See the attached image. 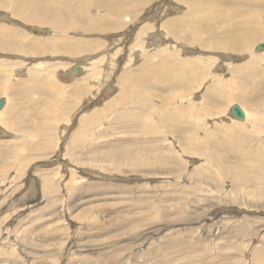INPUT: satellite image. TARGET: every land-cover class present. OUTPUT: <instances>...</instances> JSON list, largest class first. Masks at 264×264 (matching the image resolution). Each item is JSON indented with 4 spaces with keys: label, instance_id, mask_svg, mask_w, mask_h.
Wrapping results in <instances>:
<instances>
[{
    "label": "rangeland",
    "instance_id": "obj_1",
    "mask_svg": "<svg viewBox=\"0 0 264 264\" xmlns=\"http://www.w3.org/2000/svg\"><path fill=\"white\" fill-rule=\"evenodd\" d=\"M19 1L35 0L0 6V24L35 43L0 49V264H264V195L255 192L264 189V163L248 164L253 154L264 159L256 151L264 150V38L246 51H235L234 38L230 49L191 41L185 4L194 0H64L61 17L77 14V24L64 29L23 22L12 14ZM234 2L223 7L232 11ZM195 3L223 9L220 1ZM260 8L255 24L264 30V1ZM93 16L108 23L95 30L86 20ZM179 18L175 34L164 23ZM222 21L205 31L215 36L209 41L223 37ZM37 46L42 50L26 51ZM186 59L202 64L186 75L194 76L191 88L161 77L176 65L189 67ZM239 64L254 81L242 70L231 73ZM154 65L164 97L188 92L183 103L206 102L203 112L196 107L201 126L153 130L162 99L147 90L154 80L137 81L139 68ZM128 75L133 90L150 94L149 106L121 101ZM219 77L229 92L241 86V95L222 101L211 85ZM234 105L249 116L236 118Z\"/></svg>",
    "mask_w": 264,
    "mask_h": 264
},
{
    "label": "bare ground",
    "instance_id": "obj_2",
    "mask_svg": "<svg viewBox=\"0 0 264 264\" xmlns=\"http://www.w3.org/2000/svg\"><path fill=\"white\" fill-rule=\"evenodd\" d=\"M1 1H4V4H2L0 6H3L4 5L3 7H5V5L6 4H9L11 0H1ZM6 1H7V3H6ZM63 1L64 0H43V1L35 0V1H30V2H27V1H19L18 3H19V6L21 7V9L15 10L14 13H12V14H14L15 16H18L25 23H32V24L33 23H38V24H51V25L56 26L58 29L68 28L71 23L72 24H74V23L77 24L75 22V19L77 17V14H76V12L74 13L73 11H71V12H69L67 14V17H68L69 21L67 22V20H65V18L63 19L61 17V16H63V11H65V9H64L65 5H64ZM66 1L67 0H65V2ZM107 1L108 0H106V2ZM109 1H111V0H109ZM180 1L183 2V0H180ZM201 1H207V5H211L212 3H218L220 1L221 4H222L221 6H222L223 9H221L220 7L219 8H216L215 7L216 5H215L212 8L213 11L210 10V9H207V10L203 11V6H200V4H196L195 3V2H201ZM228 1H225V0L224 1H222V0H194V1H191V2H189V1L186 2L185 5H187V7L189 6L190 9H191V11H192L190 13V15L193 14V16H190V15L186 16V18L188 19L187 20L188 28H189V30H191V33L190 34L193 35L192 37H191V35H189V38H191V41L192 40L199 41L200 42L199 44L202 45V46H206L208 44V46H210V47H213V48L222 47V49L227 46L225 49H230V48H232V46L234 44H237L234 39H238L240 41V44L241 45L240 44H237L238 45L237 48L234 47L235 51H237V50L246 51L248 49V46L250 45V43L252 42V40L254 38H260V39L264 38V30L261 27L256 28V24H255V21H256L255 19H256L257 15L260 16V9L262 10V8H260V3L263 2L264 0H234L235 1L234 4L236 5V7L235 8L233 7L231 9L232 11H229V12L227 10H225L226 8L223 7L224 5L225 6L227 5L226 2L228 3ZM244 3L246 5H243ZM107 5H105L106 8L108 7L111 10L112 5L110 3H107ZM255 5H257L258 7H256ZM230 6H232V4ZM124 9H125L124 6H121L118 9L114 8V10H115L114 13L115 14H122L124 12L123 11ZM233 11L237 12V15H238L237 18L239 20L237 22L235 21V20H237V18L235 19L236 16L235 17L233 16L234 17L233 19H235V20H233L230 17V14L233 13ZM9 15H11V13ZM88 19L89 20H92L94 22V25H91V26H93V28L95 30L96 29H102L103 27L100 26V25L101 24H107L108 23V21L106 19H105V21L107 23H104V19L102 20L103 22L100 23V21H101L100 18H95V16H93L92 18L91 17L90 18L89 17L86 18V20H88ZM228 19H231L230 22L228 21ZM181 20H182V18H181ZM179 21H180V18H179V20L178 19L176 20V23H175V21H170V22H174V23H171V25H170V23L168 21H165L164 24H165V26L167 28L170 27V31L173 32V31H176L177 30L178 23H180ZM184 21L182 20V25H183V22ZM220 21H222L223 23L221 25V28L222 29H221V32L219 34L222 35L224 38L223 37H220L221 39H219V40L215 39L213 41L212 40L209 41V39H207V37H209V35L211 37H213V38L215 36L213 34L212 35L211 34L207 35V34H205V31L210 29V32H212L213 29H214V27L216 25H219ZM110 23H113V22L111 21ZM193 24H194V27L192 28L191 25H193ZM3 26H4V24H0V49H4L5 51H10V50H12V51H15V50L16 51H24L25 50V46L27 44H29V43H31V44L32 43H35L33 39H28L27 40L26 38H24V36L22 35V33L18 34L16 31L7 29V28H5L6 26L5 27H3ZM110 26H113V25H110ZM235 28H237V30H240L242 33L241 34L239 33V35H237V34L233 35ZM87 29H89V28H87ZM179 30H182V29H179ZM173 33H175V32H173ZM179 33H181V32H179ZM198 33H200V34L201 33H204V38H201V36H199ZM229 33L230 34L232 33L230 37L227 36V35H229ZM31 38H36V37H31ZM74 44H76V42L70 44L72 48L75 47ZM77 44L79 45L78 47L81 48V43L78 42ZM84 45H87V47H88V43L87 44H84ZM41 47L42 46L30 47L26 51H33L36 48L39 49V50H42ZM47 48H48V46H47ZM172 56H173V60H175L177 58V56L175 58V56L173 54L171 55V57ZM183 60H185V59L183 58ZM248 60H249L248 63H251L252 64V65H248V67H252L253 64H254V62H253L254 60H252L251 57ZM189 61L191 63V65L189 67L188 66L185 67L184 65L181 67L180 65L174 64V66L176 65V67H174L172 70H165L163 73H161L162 74L161 77L163 78V76H165V77H169L170 78V77L176 76V80L174 81L175 82L174 85H176V84H181L182 86H188L189 85L190 88H191L192 84H195L194 83L195 82L194 81L195 79H193L194 76L192 77V74H193V72H198L200 70L199 68H201L200 65H202V64H198L197 61H194V60H192V61L189 60ZM245 64H247V63H245ZM155 67H156L155 65L153 67L151 66V67H149V70H144V69L142 70V69L139 68L138 79L140 77V81L139 80L137 81V84L138 83L141 84L142 82H146L147 80H154L153 84L147 86L148 89L147 88L146 89L149 90V91H152L151 95L154 94L153 96L155 98H158L160 96V99H162V100H160V104L158 105L159 108L156 109L157 111L158 110H161L160 112H158V116H157L158 117V120H159L158 121V125H157V128H155L154 126H152L153 127V130L154 129H167L168 128V131H169V128L173 130L174 128L175 129L176 128H186V129H188V128H193L195 126L196 127L201 126L202 125L201 121L198 122V120L196 119L197 118L196 116L199 115V113L196 112V110H199V109H196V107H202V112H203V110H205V108H208L206 102L201 101L200 103H196L193 100H188V103L187 104L183 103V101H184V98L183 97L184 96L187 97L188 96V92H184V93L183 92H180V93H177L175 91L174 93H171L169 96L164 97L162 95V93H161L162 90L164 89L163 88V85L160 84V82L158 80V78L160 77L161 74H159V75L157 74L158 73V70L156 69L157 67L156 68ZM246 68H247V66H244L243 67V66H240V64H239V66H234L233 68L231 67V73L233 75H236L235 73L241 74V70H242L243 71V74H241V76H243L244 78H246V80L254 81L255 75L254 76L251 75L252 71L251 72L246 71V73H245L243 69H246ZM250 69H253V68H250ZM246 70H248V69H246ZM189 71H191L192 74L190 75V77L188 76L189 77V79H188V78H186V75L188 74ZM150 72L153 73V74H155V75L147 78V74H149ZM199 73H198V75L200 76ZM133 79H134V75H133V77H131L129 75L126 76V77L122 76V80H123L122 81V84L125 83V82H127L128 84H130V87H129L128 91L126 90L129 94H127V92L125 91V88H123V91L124 92L123 93H120V97L119 98L121 99L122 102H126V103H130L133 100H136V103H137L136 105H138V104L141 105V108H143V106H149V104L145 103V101L147 100L148 96H150V94L148 96H145V93L142 91L141 87L139 86L140 87L139 88V87H137V85H136V87H134L136 89L133 90V87H131V86L134 85L133 82H132ZM214 81L215 82H213L211 85L213 86V88H217V89H219L222 92V95H223L222 96V98H223L222 101H227L230 97L235 96V95H241V93H242L241 86H239V85L232 86V91L229 92V91H227L228 89L226 88L229 84L226 85L227 83L224 82V81H222L220 79V77L217 78V79H214ZM167 84H169V83H167ZM166 88H168V87H166ZM149 91L146 93V95L148 93H150ZM137 96H139L138 99H135ZM207 96H213V95H207ZM164 99H166V100H164ZM168 99L169 100H172V103ZM189 99H190V97H189ZM0 100L3 102L2 105L0 106V112H1L2 109L5 106L4 105L5 102H4V99L3 98H0ZM167 100L169 101V104L168 105H167ZM178 100H179V104H176V102ZM202 100H204V99H202ZM240 109L243 112V116L240 119L243 120L244 118H247V116H249V115H248V112L246 110L244 111V110H242V108H240ZM253 113H255V112H253ZM260 113H261V115H263L262 112H260ZM202 114H204V113H202ZM258 114L259 113H257V115L255 114V116H254V117H256L255 119H258L257 118L258 117ZM252 116H253V114H252ZM194 118H195V120H194ZM136 122H138V121H136ZM256 122H257V120H256ZM166 123H168L169 125L171 124L172 126H169ZM236 127H238V129ZM236 127H235V129H237V131L240 132L241 131L240 130L241 127H239L237 125H236ZM224 128H226L225 129V132L227 134H229L230 137L233 140L234 132H231L233 130V128L232 127H226V126ZM197 129H200V128H197ZM148 130H151V129H148V128H146L144 126V131H148ZM2 132L3 131L0 130V133H2ZM141 133H143V132L140 131V134ZM204 139H208L209 140V136L206 134V137H204ZM204 139L202 138L201 139L202 140L201 142H204L205 143ZM185 140H186V137H185ZM232 146H233V144H232ZM256 151L258 152V154H260L261 151H264V150H256ZM133 154H135V153H133ZM209 159H211V158H209ZM250 160L251 161L248 162V164L250 166H252V167L254 165L257 166L260 163H264V159H259V157H257V154L251 155ZM150 164H151V162H150ZM164 164H165L164 162H161V165H164ZM243 164H245V162H243ZM156 167H154V168H156ZM170 171H172V170H169V172ZM245 180H247V179H245ZM245 183L246 182L244 181V185H245ZM238 185L239 186L243 185V179H241V180L238 181ZM255 187H256L255 190H257L255 192L259 193L260 195H264V191H263L264 189L262 190V189L258 188L257 186H255Z\"/></svg>",
    "mask_w": 264,
    "mask_h": 264
},
{
    "label": "water",
    "instance_id": "obj_3",
    "mask_svg": "<svg viewBox=\"0 0 264 264\" xmlns=\"http://www.w3.org/2000/svg\"><path fill=\"white\" fill-rule=\"evenodd\" d=\"M259 47H264V43L260 44ZM2 101L0 100V106L2 105ZM232 113L233 115L236 117V118H241L243 116V112L241 111V109L237 106V105H234L232 107Z\"/></svg>",
    "mask_w": 264,
    "mask_h": 264
}]
</instances>
